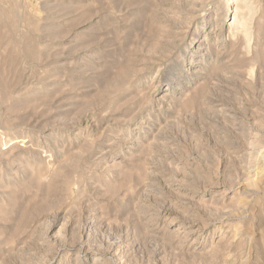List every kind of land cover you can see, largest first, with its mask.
<instances>
[{
	"label": "rangeland",
	"instance_id": "374dc122",
	"mask_svg": "<svg viewBox=\"0 0 264 264\" xmlns=\"http://www.w3.org/2000/svg\"><path fill=\"white\" fill-rule=\"evenodd\" d=\"M100 263L264 264V0H0V264Z\"/></svg>",
	"mask_w": 264,
	"mask_h": 264
},
{
	"label": "bare ground",
	"instance_id": "6f19581e",
	"mask_svg": "<svg viewBox=\"0 0 264 264\" xmlns=\"http://www.w3.org/2000/svg\"><path fill=\"white\" fill-rule=\"evenodd\" d=\"M175 223V222H174ZM100 264H102V263H100Z\"/></svg>",
	"mask_w": 264,
	"mask_h": 264
}]
</instances>
